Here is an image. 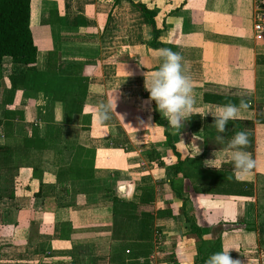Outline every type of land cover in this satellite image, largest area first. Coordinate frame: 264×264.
<instances>
[{"label": "crops", "instance_id": "crops-1", "mask_svg": "<svg viewBox=\"0 0 264 264\" xmlns=\"http://www.w3.org/2000/svg\"><path fill=\"white\" fill-rule=\"evenodd\" d=\"M130 1L155 10L158 41L183 57L200 111L179 133L167 122L168 138L154 123L153 107L164 117L144 73L159 61L131 3L29 0L35 71L46 72L51 54L56 79L51 91L18 90L5 104L11 65L0 64V264H205L225 249L240 264H264V242L244 229L264 227V32L252 30L254 0ZM113 97L115 111L98 123L94 106ZM240 99L250 109L221 144L205 114ZM241 131L255 167L237 179L226 144ZM211 159L220 163L204 164ZM143 191L151 199L139 204ZM114 201L150 212L153 239H114ZM190 225L218 246L198 253Z\"/></svg>", "mask_w": 264, "mask_h": 264}, {"label": "trees", "instance_id": "trees-1", "mask_svg": "<svg viewBox=\"0 0 264 264\" xmlns=\"http://www.w3.org/2000/svg\"><path fill=\"white\" fill-rule=\"evenodd\" d=\"M126 1L131 3L147 20L151 32L148 46L155 50L170 48L168 45H163L158 41L161 31L155 24V10L146 6L144 3H132L130 0ZM28 20L29 0H0V64L2 59L8 58L11 65L10 74L7 77L9 88L5 92V104H10L12 102L14 93L18 90L44 91L48 89L51 91L49 87L52 86L56 79V72H54L50 63L51 54L48 56L46 72L38 73L35 71V47L32 44ZM157 68L158 67H156L155 70ZM62 102L68 105V103H74V100L64 101L62 99ZM70 109L72 111L74 110L72 107ZM152 110V119L154 123L163 129L165 137L168 138L166 134L168 126L167 121L155 113L154 107ZM3 126H5V124ZM5 152L6 149L0 146V155ZM150 199L149 192L146 193V191H143L139 204L148 203ZM114 202L120 205L119 211H117L120 220H123V222H136V230L138 232L136 239H152V214L150 212H136V205L125 204L120 201ZM180 213L183 214L182 208L180 209ZM112 214L115 215L116 212L113 210ZM244 229L257 234V244L264 242V227L262 226V222L257 226L252 225L244 227ZM189 231L195 235L198 241V253H200V247H205L206 253H209L218 246L220 242V239L209 241L208 238L201 237L198 228L193 225H190ZM146 246L148 247V244H146Z\"/></svg>", "mask_w": 264, "mask_h": 264}, {"label": "clouds", "instance_id": "clouds-1", "mask_svg": "<svg viewBox=\"0 0 264 264\" xmlns=\"http://www.w3.org/2000/svg\"><path fill=\"white\" fill-rule=\"evenodd\" d=\"M159 66L156 70L144 73V88L149 93L148 102H155L156 109L167 120L169 126L178 133L184 124L200 110L196 108V100L193 95V85L191 78L185 74L182 60L183 57L178 52H173L170 48H160L155 50ZM131 73L126 72L128 77ZM116 97H113L110 104L103 102L94 106L96 120L103 124L110 119L109 112L115 111ZM250 109V102L240 99L238 104L226 103L216 105L213 111L205 114L213 118L212 125L220 135L216 136V141L225 143L224 136L229 121L242 116ZM121 117V116H120ZM122 118V117H121ZM248 134L246 131L235 133L227 142L226 149L230 152V162L233 165L234 174L237 179H243L251 174L255 167V161L244 149L248 145ZM199 148L198 153L199 154ZM214 157V152L212 153ZM220 163V161L206 160L204 164ZM230 250L225 249L211 254L205 264H240L239 260H233L229 255Z\"/></svg>", "mask_w": 264, "mask_h": 264}, {"label": "built area", "instance_id": "built-area-1", "mask_svg": "<svg viewBox=\"0 0 264 264\" xmlns=\"http://www.w3.org/2000/svg\"><path fill=\"white\" fill-rule=\"evenodd\" d=\"M251 22L254 33L264 32V0H254Z\"/></svg>", "mask_w": 264, "mask_h": 264}, {"label": "rangeland", "instance_id": "rangeland-1", "mask_svg": "<svg viewBox=\"0 0 264 264\" xmlns=\"http://www.w3.org/2000/svg\"><path fill=\"white\" fill-rule=\"evenodd\" d=\"M141 3V2H139ZM117 231L118 233L113 236L114 239H136L138 232L136 230V222L129 221L123 222L121 220H117ZM152 239H153V231H152Z\"/></svg>", "mask_w": 264, "mask_h": 264}]
</instances>
